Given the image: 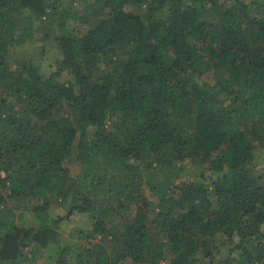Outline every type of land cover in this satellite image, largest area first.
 Returning <instances> with one entry per match:
<instances>
[{
    "label": "trees",
    "instance_id": "obj_1",
    "mask_svg": "<svg viewBox=\"0 0 264 264\" xmlns=\"http://www.w3.org/2000/svg\"><path fill=\"white\" fill-rule=\"evenodd\" d=\"M36 22L54 59L11 66ZM0 188V264L73 214L57 264H264V0H0Z\"/></svg>",
    "mask_w": 264,
    "mask_h": 264
},
{
    "label": "rangeland",
    "instance_id": "obj_2",
    "mask_svg": "<svg viewBox=\"0 0 264 264\" xmlns=\"http://www.w3.org/2000/svg\"><path fill=\"white\" fill-rule=\"evenodd\" d=\"M245 1H258L261 2L263 0H245ZM143 8V7H142ZM142 8L137 9V11H141ZM144 11H142L143 13ZM41 27L39 22H36L34 25V33L29 38L30 40H26L23 44L18 46L14 51V55L9 60L11 66L15 67L18 60L25 59L30 55H35V61L39 65L41 69H45L50 62L54 59V54L57 52L56 42L52 39L46 40L42 42V34L43 30L39 29ZM84 27L81 26L79 30H77L78 34H82L84 31ZM43 44V47L46 49V53L43 58H40L38 55V50ZM263 149V148H261ZM67 161L69 173L68 178L71 181V184H75L77 181V176L81 173L82 167L80 166V161L76 158L75 153L73 152ZM180 168L173 170V173L176 175L177 180L186 181L192 177L193 171L192 166L189 162H183L179 164ZM2 174V173H1ZM72 188H69L67 198L70 200V193L72 194ZM6 189L0 188V194L5 195L7 192ZM145 194L151 201H155V197H153L148 189H145ZM66 199V201H62L61 199L56 203H53L49 209V217L64 215L67 211V204L70 202ZM3 207V206H1ZM4 212V209L1 208ZM13 220L19 224V228H28V227H36L39 225L40 218H38L35 213L31 210L30 206H22L20 205L18 208L14 210ZM88 223V218L86 214H73L69 216L65 222L63 221L61 226L57 229V225L48 222L51 227L56 226V238L49 242L48 246H44L40 251L35 252V256L32 255V250L34 249L35 244L31 243L28 245L24 251L28 256L29 260L27 264H57L54 259H56V253L59 252L67 242L71 241V238L74 237L76 233V228L80 226H84ZM264 232V227H263ZM219 244L224 245L221 247L220 252L216 255L215 264H220L219 261H222L228 252V245L231 242L223 243L222 239H219ZM26 259V258H25ZM19 264H22L19 263ZM161 264H170L168 260H164Z\"/></svg>",
    "mask_w": 264,
    "mask_h": 264
}]
</instances>
